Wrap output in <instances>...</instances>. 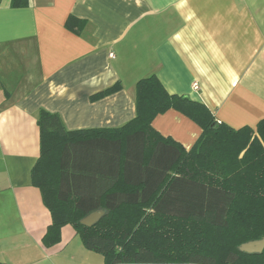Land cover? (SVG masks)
Listing matches in <instances>:
<instances>
[{"label":"crops","instance_id":"crops-1","mask_svg":"<svg viewBox=\"0 0 264 264\" xmlns=\"http://www.w3.org/2000/svg\"><path fill=\"white\" fill-rule=\"evenodd\" d=\"M70 15L85 21L79 34L65 26ZM150 74L216 121L255 129L264 117V0H0V262L103 264L69 224L59 242L42 244L51 217L30 180L37 114H58L68 130L121 126L135 116L136 81ZM117 81L118 91L91 99ZM151 125L185 149L201 132L174 109Z\"/></svg>","mask_w":264,"mask_h":264},{"label":"trees","instance_id":"trees-1","mask_svg":"<svg viewBox=\"0 0 264 264\" xmlns=\"http://www.w3.org/2000/svg\"><path fill=\"white\" fill-rule=\"evenodd\" d=\"M84 25L71 15L65 23L76 34ZM120 88L117 81L91 99ZM134 107L121 126L78 130L39 109L30 180L51 217L42 244L59 242L69 224L103 264H264V248L238 249L264 239V117L255 129L230 127L205 104L168 93L154 74L136 81ZM169 109L200 127L189 149L152 127ZM98 209L96 223H80Z\"/></svg>","mask_w":264,"mask_h":264},{"label":"water","instance_id":"water-1","mask_svg":"<svg viewBox=\"0 0 264 264\" xmlns=\"http://www.w3.org/2000/svg\"><path fill=\"white\" fill-rule=\"evenodd\" d=\"M104 214L102 209H98L86 214L80 219V223L85 226H91L96 223ZM264 248V239L251 240L239 245L238 249L245 253H260Z\"/></svg>","mask_w":264,"mask_h":264},{"label":"built area","instance_id":"built-area-1","mask_svg":"<svg viewBox=\"0 0 264 264\" xmlns=\"http://www.w3.org/2000/svg\"><path fill=\"white\" fill-rule=\"evenodd\" d=\"M197 87H198V85L196 83H193V88L196 89Z\"/></svg>","mask_w":264,"mask_h":264},{"label":"rangeland","instance_id":"rangeland-1","mask_svg":"<svg viewBox=\"0 0 264 264\" xmlns=\"http://www.w3.org/2000/svg\"><path fill=\"white\" fill-rule=\"evenodd\" d=\"M168 264H170V263H168Z\"/></svg>","mask_w":264,"mask_h":264}]
</instances>
